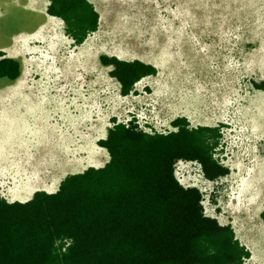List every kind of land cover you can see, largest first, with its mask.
Listing matches in <instances>:
<instances>
[{
    "label": "rangeland",
    "instance_id": "1",
    "mask_svg": "<svg viewBox=\"0 0 264 264\" xmlns=\"http://www.w3.org/2000/svg\"><path fill=\"white\" fill-rule=\"evenodd\" d=\"M94 1L100 13L102 11L101 21L98 30H91L83 45H75L77 50H74L72 37L65 36V45L62 46L59 44L60 34L49 35L44 31L47 30L44 24L35 33L39 40L32 42L38 49L36 51L32 47L26 49V44L34 37V34L28 33L35 31L46 20L45 14L36 8L40 2L0 0V48L10 46L5 49L22 65L20 79L31 86H7L1 89L0 98L7 99L8 111L19 113L20 103L27 105L35 100L37 107L44 111L65 114L70 120L79 121L85 129H95L97 138L107 135L113 125L112 118L124 121L133 116L141 118L146 126L151 125L152 128H145L151 132L176 128L172 121L177 117H186L190 126L205 124L219 127L222 136L215 156L219 160L222 156L227 158L224 164L229 167V173L209 181L197 163L187 161H179L176 172L183 183L191 181L185 184L196 185L203 191L205 213L217 217L220 223L233 226L234 232L248 245L252 254L250 260L243 264H251L252 258H259L254 251H261L264 256V226L260 216L264 210V104H261L264 91L251 89L249 79L254 75L250 70L251 55L245 49L254 45L244 39L247 33L256 35L254 42L262 53L261 59H264V19H260L264 0ZM225 18L234 22V28L224 24ZM254 18L259 19L246 22ZM50 19L54 21L56 17ZM54 24L56 28L61 26L59 19ZM243 25L246 28L242 29ZM234 32L239 34V40L233 39L230 43L237 49L243 43L237 53V56H243L235 58L228 65L237 67L229 84L226 82L220 88H213L214 93H210L208 83L217 82L218 79L222 82L225 78L213 54L222 51L225 38ZM73 53L77 60L72 57ZM101 55L122 60L140 58L155 65L158 71L156 75L145 78V82L151 85L147 87L148 90L144 89V85H147L144 81L134 86L135 92H143L142 95L124 96L119 93V81L111 76L110 69L114 64L102 63ZM256 58L260 61L259 57ZM254 64L258 71L256 79L264 83V64ZM48 68L57 73L58 78L79 79L81 87L73 86L71 90L62 91L66 82L58 90L48 91L54 88L50 87L51 79L46 72ZM94 77L101 81V96L96 95L100 88L89 93ZM226 85L235 89L233 93L242 90L243 102L232 105L236 110L214 114L213 109L218 110V100L222 106L232 102ZM73 93H77L76 98L65 103L67 96ZM206 93H210V96H206ZM253 94L259 101L256 110L250 106ZM140 101L143 107L138 110ZM113 115L115 117H109ZM35 118L30 119L32 124ZM51 119H55L54 114H51ZM44 120L45 116L39 118V122ZM4 122L0 119V144L9 141L14 132L20 134V139L26 136L38 139L42 133V126L39 127L37 122L31 135L22 134L7 120ZM5 131L9 135H5ZM2 149L5 147L2 146ZM106 150L102 148L100 152L103 154L102 161H99L101 165L109 157ZM86 168L76 170L84 171ZM1 169L0 159V176L6 175ZM37 172V179L45 183L65 175L53 172L45 178L40 167ZM32 173L36 172L33 170ZM16 174L13 173L16 178L24 177ZM255 174L257 177L254 178ZM0 180V194L5 192V196L11 197H14L12 190L22 187L25 182L18 180L17 183H10L5 177L8 182L4 185L5 181ZM253 264H259V261Z\"/></svg>",
    "mask_w": 264,
    "mask_h": 264
},
{
    "label": "trees",
    "instance_id": "2",
    "mask_svg": "<svg viewBox=\"0 0 264 264\" xmlns=\"http://www.w3.org/2000/svg\"><path fill=\"white\" fill-rule=\"evenodd\" d=\"M48 11L63 18L78 43L97 28L88 0H50ZM1 55L0 78L16 79L19 60ZM101 60L114 64L110 72L123 94L156 73L139 59ZM172 124L176 129L148 132L134 119L115 118L98 141L110 154L104 166L68 175L55 193L38 190L26 202L0 195V264L243 263L250 252L233 227L207 215L200 190L174 174L177 160L198 159L209 179L226 175L213 155L220 128L190 126L186 117Z\"/></svg>",
    "mask_w": 264,
    "mask_h": 264
},
{
    "label": "crops",
    "instance_id": "3",
    "mask_svg": "<svg viewBox=\"0 0 264 264\" xmlns=\"http://www.w3.org/2000/svg\"><path fill=\"white\" fill-rule=\"evenodd\" d=\"M34 1L36 2V4L38 1L40 2L39 5H36V8L45 14L46 20L42 24H40L35 31L28 33V34H34L33 35L34 37L32 40H30L26 44V49H27V47L35 48V45H33L32 42H33V40H39L38 35H36L37 34L36 32L44 24H45V27L47 29L44 31L48 32L49 35L56 33V32L60 34V36H61L60 41L61 42H59V44H61L62 46L65 45V43H64V37L65 36H68V37L71 36L72 37L73 44H74V46H73L74 50H77V49H75V45H83V43L76 42V39L72 36V34L70 32H68L67 23L63 20V18L61 16L50 14L47 11V6H46V8H44V5L46 3L44 0H34ZM88 1L91 2L92 5L94 6V9L97 12V15L98 16L102 15V11L100 13V10L98 9V7H96L95 1L94 0H88ZM51 17H56V19H59V21L61 22V26L56 28V26L54 24V22H56V19L54 21H52L50 19ZM257 19H259V18L251 19V21L247 20L246 22H253ZM260 19H262V20L264 19V11H263V16ZM100 21H101V19H98L97 28L95 30H92L93 32L98 30V27H99L98 25H99ZM245 23H244V25H245ZM224 24H227L229 27L232 26L233 28L235 26L234 22H232L230 19L226 20V18H225ZM237 24H240V23L237 22ZM244 25L241 26L242 29L246 28V26H244ZM233 28H232V30H233ZM87 35H89V33ZM255 37H256V35H252V34H248V33L244 35L245 42H251L254 45L253 47L250 45V48L248 50L245 49V52L246 53L248 52L251 55L249 57L250 58L249 60L252 62L250 70L252 71V74L254 75L253 77H251L249 79V81L252 85L251 89H254L255 92H258V91H264V86H262V85H264V83H262V81H259L256 79V72L258 73V71H257V68H256L254 63L261 62L262 64H264V59H261L262 53L259 50V47L257 48L256 42H254ZM233 39L235 41L239 40V34L237 32H234L233 35H229L228 37L225 38V43H224L223 49L220 53L213 54L214 58L216 60H218L220 69L224 73L225 78L222 79V82L219 79L217 82L210 81L208 83L209 84L208 89H209L210 93H214V92H212L213 88H215V89L220 88L221 86L226 84V82H227V84H229V82L231 81V79L233 77V74L236 73V71H237V67L228 66V65L230 63H232L235 58H239V57L241 58L243 56V54H239L237 56L238 49L243 46V43H242V46H238V49H237L234 47L235 45L233 43H230V41H233ZM9 47L10 46L4 47L3 49L0 48V50H4L7 52L8 55H10L7 51L8 49H5V48H9ZM99 48H101L100 45H99ZM35 50L36 51L38 50L37 47L35 48ZM208 52H210V48H209ZM211 53H213V51ZM216 55H219V56L216 57ZM10 56H12V55H10ZM35 56H37V55H35ZM21 57L23 58V55H21ZM72 57L77 60V57L74 55V53L72 54ZM256 57H259L260 61ZM139 60H141V59L139 58ZM224 65H226L227 67H224ZM258 69H260V68L258 67ZM46 72L49 74L48 78L51 79L50 87L54 86V88H50L48 91H51V90L56 91L59 89V87L61 85L65 84L66 82H67V85L61 89L62 91L71 90L73 86L78 87V88L81 87V81L77 78L72 79V80H67V79H64L62 77L58 78L57 73H53V71L49 68L47 69ZM21 74L16 79L0 78L1 79L0 91H1V89H3L4 87H7V86L19 87V86L28 85L30 88L31 87L30 83L25 84L20 79ZM153 75H156V74H153ZM148 76H150V75H148ZM148 76L143 77L135 85H138L142 81L145 82V78ZM228 76H230V77L228 78ZM260 76H262V73H260ZM95 77L92 79V81L90 83L92 89L89 90V93L91 91H93L94 89L96 90V89L100 88L99 91L96 93V95L101 96L100 95L101 81H100V79H96ZM263 78H264V76H263ZM263 81H264V79H263ZM146 84L147 85H144V89L147 88L148 86H151L148 83H146ZM259 84H261V85H259ZM226 88L228 91H230V93L232 95V102L229 103L228 105L222 106L218 100L217 101L218 110L216 108H214L213 109L214 114H217V113H224L225 114L229 111L236 110V107L232 106V105H239L240 102H243V91L242 90H240L239 92L233 93V91L235 90L233 87L226 85ZM147 90H148V88H147ZM31 92H34V91H31ZM120 92L121 91H119V93ZM142 93H139V92L136 93L135 89L133 88V91L131 93H128V94L120 93V94L124 95V96H126V95L127 96H130V95L133 96L134 94L135 95H142ZM210 93H206L205 95L210 96L209 95ZM76 96H77V93H73V94L67 96V98L64 102L69 103L70 101L74 100L76 98ZM221 98H223V97L221 96ZM134 102L135 101H133L132 104ZM258 103H259V101L254 97V94H253L250 106L255 107V110H256ZM261 104L263 105L264 101H262ZM18 106L20 108L19 113H11V111H8L7 99L0 98V119L3 122H4V120H7L8 123L11 122L13 127L16 128L19 132H21L24 135H26V134L31 135L33 129H35V127H36L35 122H37L39 124V127L42 126L41 127L42 133L39 135L38 139H32L33 137H27V136L25 138L23 137L20 139V134L17 132H14V134L11 136V139L9 141H5V143L0 144L1 166H3L2 167L3 172L7 173L4 176L11 179L9 181L12 183H17L18 180L20 182L25 181L23 186L21 187V192L18 193L19 198H26V197L30 196L33 193V191H35L36 189L41 188V187L50 186V187L54 188L56 186L59 178H57V179L54 178V180H51V181L46 182V183H45V181H41V180L37 179L38 178V172L35 169H37L39 167H40V170L42 171L43 177L47 178L53 172H55V173H57V172L66 173L68 171H76L77 168L84 167L88 164L89 165L100 164L99 163L100 158H101L100 152L102 150L101 149L102 147L98 144V141L100 139H102V136L97 138L98 134H95V129H91V128L85 129V127L83 125H81L79 121H72L69 118H67V116L65 114H59V113L54 112L52 110L44 112V110L37 107V103L35 100L31 101L27 105H23L20 103ZM75 106L77 108L76 104H75ZM49 107H52V105H50ZM142 107H143V103L140 101L137 105V109L140 110ZM51 114L55 115L54 120L51 119ZM41 116H45V120L43 122H39V118ZM34 117H36V118L34 120V123L32 124L30 119H32ZM109 117H115V115L109 116ZM5 132H4V134H5ZM7 135H9V134H7ZM17 142H19V143H17ZM8 145H9V147L6 148ZM2 146L5 147V149H2ZM10 152H13V153H11L12 155L10 154ZM22 159L25 161L27 160V162L25 163V166L27 165L26 167L29 166V167L33 168V170L36 173H32L33 170H30L29 171L30 173H28V175H26L27 177L24 176L23 178H16V177L14 178L13 173L14 172L17 173V169L23 167V166H21V167L18 166V164L20 163V161ZM33 165H37L39 167H37V166L33 167ZM71 169H73V170H71ZM4 176H0V177L3 178ZM11 177H13V179ZM29 179L31 181L27 184ZM54 181L56 182L55 185H53ZM25 191H27V192H25ZM235 234H236V232H235ZM251 249H252V247H251ZM253 253L258 254L259 258L257 260H256V258H252L251 264H253L255 261H259V264H262V261H264V256H262V252L257 250L256 253H255V251ZM195 264H198V263H195Z\"/></svg>",
    "mask_w": 264,
    "mask_h": 264
},
{
    "label": "clouds",
    "instance_id": "4",
    "mask_svg": "<svg viewBox=\"0 0 264 264\" xmlns=\"http://www.w3.org/2000/svg\"><path fill=\"white\" fill-rule=\"evenodd\" d=\"M46 3H45V5H44V8H46V6H47V11H48V8H49V4H50V0H44ZM49 12V11H48ZM50 13V12H49ZM51 14V13H50ZM54 15V14H53ZM98 19H100V16H98ZM88 37V35L85 37V39L83 40V42H81V43H84L85 42V40H86V38ZM2 49L4 48V47H1ZM102 56V55H101ZM101 56H100V60H101ZM1 57H8V56H4V55H1ZM111 57V56H110ZM13 58V57H12ZM132 60H134V59H132ZM142 60V59H141ZM143 61V60H142ZM19 62H20V60H19ZM101 62H102V60H101ZM145 62V61H144ZM103 63V62H102ZM148 63V62H147ZM20 64H21V62H20ZM151 64V63H150ZM153 65V64H152ZM155 66V65H154ZM155 68H156V73H157V71H158V69H157V67L155 66ZM21 69H22V65H21ZM111 69H113V68H111ZM111 69H110V71H111ZM21 73H22V70H21ZM156 73H154V74H156ZM148 75H153V74H148ZM148 75H145V76H148ZM112 76V75H111ZM145 76H143V77H145ZM142 77V78H143ZM142 78H140L138 81H136L135 82V84L137 83V82H139ZM191 124V123H190ZM194 126H198V125H194ZM208 126H210V125H208ZM98 144H99V142H98ZM102 148H104V150H106V147H104V146H102L101 144H99ZM218 145H219V143H218ZM218 145L216 146V149H217V147H218ZM101 148V149H102ZM216 149L213 151V155H214V157L215 158H217L218 159V157H216L215 155H216ZM107 151V150H106ZM108 152V151H107ZM108 154H109V152H108ZM226 156V155H225ZM100 157L102 158L103 157V154H100ZM100 158V161H102V159ZM110 159V154H109V157L106 159V161L101 165V164H98V165H86L87 166V168L86 169H84V171L85 170H87L88 168H90V167H94V168H98V167H102V166H104V164L108 161ZM226 157L224 158V156H222L221 157V159L219 160V162L223 165V166H225V167H227L225 164V162L224 161H226ZM201 161H199L198 160V165H197V167L198 168H200L201 166H202V164L200 163ZM225 163V164H224ZM36 166V165H35ZM175 166V165H174ZM83 168H85V166L83 167ZM228 168V173H229V167H227ZM83 170L82 171H68V172H66L65 173V175H63L62 177H60L59 178V180H58V182H57V184H56V186L54 187V188H52V187H50V186H45V187H41V188H38V189H36L35 191H33V193L30 195V196H28V197H26V198H18V196L17 197H11V196H9V195H4V193H3V195H2V197L3 198H5L8 202H10V203H12V202H14V201H18V202H26V201H28V200H30V198L34 195V193L36 192V191H38V190H41V191H44V192H46V193H55L58 189H59V186H60V184H61V182L68 176V175H71V174H77V173H82V172H84ZM222 176H224V175H222ZM257 176V174H255L254 175V178ZM211 179H209V181H210ZM213 180V179H212ZM211 180V181H212ZM264 212V210H262L261 211V213H260V216H261V219H262V222H263V226H264V221H263V217H262V213ZM236 236H237V238H236ZM235 240H237L238 242H239V244L240 245H244L245 247H246V249L250 252V256L248 257V258H245V260L243 261V263H245L247 260H250V257H251V254H252V252H251V250L249 249V247H248V245L241 239V237L240 236H238L237 234H235ZM249 262V261H248ZM243 263H241V264H243ZM233 264H237V263H233Z\"/></svg>",
    "mask_w": 264,
    "mask_h": 264
},
{
    "label": "bare ground",
    "instance_id": "5",
    "mask_svg": "<svg viewBox=\"0 0 264 264\" xmlns=\"http://www.w3.org/2000/svg\"><path fill=\"white\" fill-rule=\"evenodd\" d=\"M91 3V2H90ZM1 52H2V54L3 55H6V56H10V55H8L7 54V52L6 51H4V50H0ZM10 57H12V56H10ZM112 70V69H111ZM30 109V108H29ZM45 112V111H44ZM113 119V125H114V119L115 118H112ZM135 120L136 121V123L139 125V127H141V128H143L144 130H146L145 128L146 127H149V128H152L151 127V125H145V123H143L142 122V119L141 118H139V117H137V116H133L132 118H127V119H124V121H121V122H125V123H129V121L130 120ZM117 121H118V119H116ZM11 123V122H10ZM36 123V122H35ZM17 125V124H16ZM112 125V126H113ZM199 125H205V124H199ZM111 126V127H112ZM18 128V127H17ZM38 128V127H37ZM174 129H176L175 127H174ZM172 130V129H171ZM171 130H167V131H159V130H155V131H159V132H168V131H171ZM146 131H148V130H146ZM148 132H151V131H148ZM153 132H154V130H153ZM6 133V132H5ZM7 134H9V133H7ZM7 134H5V135H7ZM12 134V133H11ZM39 134V133H38ZM107 135H108V132H107ZM107 135L106 136H102V138H106L107 137ZM19 141V140H18ZM22 141V140H21ZM20 142V141H19ZM19 142H17V143H19ZM21 143V142H20ZM19 145V144H18ZM17 146V145H16ZM20 146V145H19ZM23 146V145H22ZM27 146V145H26ZM33 146V145H32ZM31 148V147H30ZM15 151V150H14ZM20 152V151H19ZM12 155V154H11ZM179 161H187V162H194V163H197L198 164V159H188V160H186V159H179V160H177V162H176V164H175V170H174V174H176V178H177V180L179 181V183L181 184V185H183L184 187H197L199 190H200V192L202 193V197H203V199H204V195H203V191L198 187V186H196V185H186L185 183H188V182H191V181H188V182H185V183H183L180 179H179V177H178V174H177V172H176V168H177V163L179 162ZM27 162V160L25 161V160H21L20 161V163H19V165L18 166H23V167H21V168H19V169H17V173H18V176H20L21 177V175H23L24 174V176H26V175H28V173H30L29 171L30 170H33V168H31V167H26L25 166V163ZM201 164H202V162H200ZM31 166V165H30ZM3 167V166H2ZM9 168V167H8ZM2 170V169H1ZM37 170V169H36ZM200 170H201V172L203 173V176L205 177V178H207V179H209L208 178V176L205 174V172H204V169H203V165L200 167ZM2 175V174H1ZM11 175V174H10ZM17 175V174H16ZM12 176V175H11ZM30 176V175H29ZM182 176L184 177L185 176V174L184 173H182ZM6 177V176H5ZM5 177H3V178H1L0 177V179H3L5 182H4V185L6 184V182H8V181H6L5 180ZM16 177V176H15ZM14 177V178H15ZM27 177V176H26ZM7 178V177H6ZM12 179H13V177H11ZM7 179H9V178H7ZM9 180H11V179H9ZM0 182H1V180H0ZM10 182V181H9ZM11 183V182H10ZM0 187H1V185H0ZM31 187V186H30ZM18 188V187H17ZM10 189H11V187H10ZM13 192L11 193L12 194V196H14V197H17L18 195V193L19 192H21V187L20 188H18L17 190L16 189H13L12 190ZM25 192H27V191H25ZM1 196H2V194H0ZM23 196V195H22ZM19 198V197H18ZM204 210H205V207H204ZM208 215V214H207ZM211 216V215H210ZM212 217H214V216H212ZM215 218H217V217H215ZM233 227V226H232ZM234 228V227H233ZM236 238H237V236H236ZM198 264H201V263H198Z\"/></svg>",
    "mask_w": 264,
    "mask_h": 264
}]
</instances>
